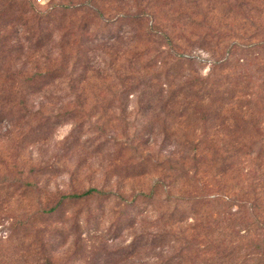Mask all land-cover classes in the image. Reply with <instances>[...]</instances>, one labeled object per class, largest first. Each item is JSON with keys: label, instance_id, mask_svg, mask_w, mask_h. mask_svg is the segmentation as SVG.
Here are the masks:
<instances>
[{"label": "rangeland", "instance_id": "1", "mask_svg": "<svg viewBox=\"0 0 264 264\" xmlns=\"http://www.w3.org/2000/svg\"><path fill=\"white\" fill-rule=\"evenodd\" d=\"M31 3L54 10L55 21L39 36L22 33L19 52L0 62V264H42L36 241L71 214L99 209L103 231L124 211L132 217L145 209L131 203L134 194L156 180L172 195L207 187L210 197L257 184L264 0ZM0 29L2 36L11 25ZM177 167L187 175L173 173ZM91 187L107 197L46 213L61 196ZM164 197L114 241L82 235L74 257L73 238L53 251L46 245L47 253L54 264H151L163 250L140 248L122 261L91 255L102 240L113 250L151 231L148 222L174 206ZM237 198L245 205L216 198L210 212L161 227L180 237V264H264L253 246L262 236L240 225L252 220L241 217L249 205L264 220V195Z\"/></svg>", "mask_w": 264, "mask_h": 264}, {"label": "trees", "instance_id": "2", "mask_svg": "<svg viewBox=\"0 0 264 264\" xmlns=\"http://www.w3.org/2000/svg\"><path fill=\"white\" fill-rule=\"evenodd\" d=\"M54 21V10L51 9V11L49 10L45 13L39 12L31 3V0H0V27L3 24L11 25V30L0 36V62L6 57V54H8L6 52H19L15 44H19L21 39L20 35L22 33L24 34L31 32V34H33L32 31H34V33L39 36L42 32V29L45 28L44 26L49 25ZM28 40L29 38H24V41L27 42ZM10 42L12 44L15 42V47L10 46ZM261 44L264 45V42ZM261 52H264V50ZM261 67L264 70V62ZM5 75L9 79L12 78V76H9L8 72H5ZM14 88L15 91H19V87L17 85H15ZM261 98L264 99V92L260 99ZM251 142L253 143V141ZM260 145L261 147L258 151V157H263L264 133L262 132L260 133ZM177 170H179L180 176L185 177L187 175V171H185V169H178V167L172 168L173 173ZM255 175L257 184L248 183L245 188H240L237 194L230 195L231 197L225 196V194L222 192H219V194L215 192V196L212 197L207 196L205 193V189H207V187H201L195 193L183 191L182 194L172 195L169 193L170 188L165 186L162 180H156L147 193L134 194L131 200L133 205L141 200V202H144L143 207H145V209L142 211L137 209V213H135L132 217L129 216L127 212H122L116 219L115 223H113L111 227L107 228L105 231H103L99 226V220L102 216L99 209L86 211L83 218H81L78 213H75L65 218L56 220L55 222L61 225V227L54 228V230H50L49 232L46 231V234H44L46 236L43 235L36 241V246H38V260H40L42 264H54L53 256L48 255L47 249L45 248L46 245L51 248L50 251H53L65 244L67 240L70 241L71 238H73V249L71 251V255L74 257L79 251V242L82 235H85L88 238L95 237L102 239L104 237L106 242L118 239L123 234V232L136 227L138 223L135 216L142 215L143 212H147L148 208L152 209L154 207V203L159 199V196L162 192L165 194L164 201L166 203L170 202L172 205L174 204V206L170 212H163L156 216L152 221L148 222L147 225L153 228L151 231H141L133 235L132 240L127 245L113 250H108L107 247L103 245L105 241L102 240L100 246L94 250L91 256L95 261H122L134 257L140 248H158L163 250V252L151 258V264H180L183 257V249H179L178 246L177 248L175 247L180 243V237L176 232H171L161 227L177 229L178 226L175 225L184 221L187 217H195L200 212H210L213 209L212 204L217 203L216 198H228L230 202L237 203L240 205V207L245 205L246 200L238 199L237 197L252 198L253 201H256V199H258V195H264V192L261 193L257 188V186H264V169L261 171V173H256ZM190 178H195V175L192 174ZM101 195L107 197V194L104 193V190L93 187L87 188L86 190L79 193L63 195L59 198L55 205L48 208L46 213L56 214V212L64 204H66V202H79ZM249 208L246 207V209H241L243 211L241 217L242 219L246 218L252 220L250 222L241 221L240 225L242 228L255 231L262 236L260 242H253V246L256 249L255 251L260 250L262 251L261 253L264 254V220L260 218V214L254 212L258 210L257 208L252 205H249ZM47 217L49 219L50 216ZM43 219H46V217ZM253 221H255L256 224H254ZM141 223H143V221ZM22 224L23 223L20 221L17 222V227L21 226ZM39 232L41 231L39 230ZM59 244L60 246H58ZM169 249H171V252L167 253ZM186 250L188 251V247ZM50 251L48 249V252Z\"/></svg>", "mask_w": 264, "mask_h": 264}, {"label": "built area", "instance_id": "3", "mask_svg": "<svg viewBox=\"0 0 264 264\" xmlns=\"http://www.w3.org/2000/svg\"><path fill=\"white\" fill-rule=\"evenodd\" d=\"M36 2H38V3H44L45 0H36Z\"/></svg>", "mask_w": 264, "mask_h": 264}]
</instances>
